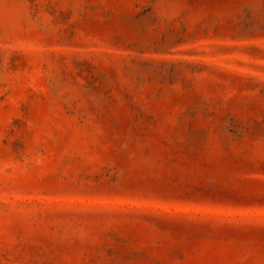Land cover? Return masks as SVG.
Masks as SVG:
<instances>
[{"label": "rangeland", "instance_id": "1", "mask_svg": "<svg viewBox=\"0 0 264 264\" xmlns=\"http://www.w3.org/2000/svg\"><path fill=\"white\" fill-rule=\"evenodd\" d=\"M0 264H264V0H0Z\"/></svg>", "mask_w": 264, "mask_h": 264}]
</instances>
